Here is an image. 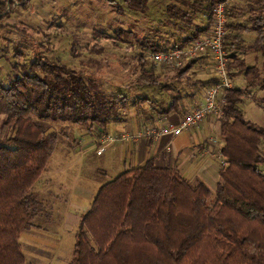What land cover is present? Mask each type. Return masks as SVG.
I'll use <instances>...</instances> for the list:
<instances>
[{"label":"trees","instance_id":"trees-1","mask_svg":"<svg viewBox=\"0 0 264 264\" xmlns=\"http://www.w3.org/2000/svg\"><path fill=\"white\" fill-rule=\"evenodd\" d=\"M121 1L131 11H146V0ZM221 1L188 4L192 12L204 10L207 24L181 41L170 44L143 37L138 43V77L133 85L173 92L147 55L183 48L207 33L211 9ZM29 3L0 1V22L16 7L26 10ZM189 14L179 18L190 22ZM226 14L231 33L224 50L233 60L229 76L233 79L243 72L247 87L254 86L258 80L255 68L245 70L235 54L244 50L239 33L233 35L242 25L231 24L235 13L229 7ZM257 18L251 24L259 23ZM254 27L258 37L247 50L264 56L261 28ZM114 34L118 48L126 33L119 29ZM196 61L173 70L177 82L188 80ZM241 97L240 90L225 96L219 127L223 162L219 161L214 195L199 181L181 178L168 167L156 168L149 158L100 186L89 210L80 217L68 264H264V129L244 118ZM152 99L119 91L107 94L95 80L56 60L32 61L27 71L7 84L0 80V115L4 116L3 128L9 131L0 138V264H25L20 235L40 228L38 220H49L46 203L33 193L58 143V134L49 131L47 124L67 122L89 130L94 126L106 129L121 121L119 113L129 108L141 111L143 104L161 114L177 110L181 95H173L166 106Z\"/></svg>","mask_w":264,"mask_h":264},{"label":"rangeland","instance_id":"rangeland-1","mask_svg":"<svg viewBox=\"0 0 264 264\" xmlns=\"http://www.w3.org/2000/svg\"><path fill=\"white\" fill-rule=\"evenodd\" d=\"M193 2L201 0H146V11L135 12L128 9L121 0H30L26 10L16 7V10L0 22V25L5 27L0 30V80L7 84L14 76H20L23 71H27L32 61L53 63L56 60L95 80L107 94L119 91L129 97L146 95L165 106L170 103L173 95L189 93V83L195 77L188 74L187 81L177 82L173 70L158 65V74H162L164 82L173 87V92L134 86L133 82L138 77V43L143 37H154L173 44L185 39L197 28L205 27L207 16L204 10L199 9L195 13L187 7ZM227 4L237 7L234 8L237 13L232 15L234 20L231 24L242 25V29L234 31L233 35L239 33L245 43L242 53L235 54L239 61H243L245 70L253 67L258 75L255 85L247 87L244 73L235 74L232 79L233 89L240 90L244 100V103L239 105L244 117L264 129V56L262 57L260 52L254 56L252 53L255 51L247 50L248 46L254 45V40L258 37L253 31V26L261 28L264 37V0H228ZM185 12L190 13V22L179 18ZM253 17H258L259 23L251 24ZM119 29L123 30L126 36L124 42L116 48L114 33ZM96 31L100 32L101 36L94 37L92 34ZM229 32L231 33V30L228 29V34ZM227 55L230 57L228 52ZM203 59L207 61L206 68L203 67V75L214 78L212 59L209 56ZM150 64L146 61V66ZM197 74L199 73H195L196 76ZM3 121L4 116L0 115V138L9 134L2 126ZM47 128L59 136L51 163L55 162L59 150L75 145L76 136H94L97 146L99 135L104 133L99 132L96 126L89 130L67 122L49 123ZM262 150L264 153V146ZM48 212L52 218H42L38 220L37 225L43 231L55 233L57 229L52 226L55 213L51 210ZM28 233L22 234L19 242L25 264H33V261L29 263L30 258L36 254L34 251H37L33 246L44 249L40 246L43 240L39 239V236L33 238ZM53 238H50V249H47L50 254L46 253L47 256L53 253L57 244L56 235ZM58 238L60 239V236ZM73 244L74 236L67 235L59 258L62 261L64 257V260L54 261V264H68L71 261Z\"/></svg>","mask_w":264,"mask_h":264},{"label":"crops","instance_id":"crops-1","mask_svg":"<svg viewBox=\"0 0 264 264\" xmlns=\"http://www.w3.org/2000/svg\"><path fill=\"white\" fill-rule=\"evenodd\" d=\"M230 5L229 9L237 13L234 9L237 7ZM230 21H233V17ZM236 52L240 54L237 50ZM257 53L259 52L252 55L256 56ZM261 56L263 57L262 54ZM206 57L198 58L188 73L193 74L195 78L189 83L190 92L181 95L177 110L161 114L148 104H143L141 111L129 108L121 113L119 123L110 124L106 129L97 127L98 131H103L104 134L133 135L150 125L156 127L176 125L190 109L204 101L206 90L215 80L213 76L207 78L203 75V67L207 63L203 58ZM156 70V74L162 77V74H158L159 70ZM195 73L199 74L196 76ZM157 105L162 106V103L159 102ZM219 127L220 121L207 118L191 131L178 136L168 135L159 140L140 138L136 141H118L107 146L100 156L95 154L97 139L94 136L91 138L89 134L87 136L82 134L75 137V145L71 148L59 150L55 162L51 163V158L56 153L55 148L44 172L34 185L33 193L46 203L47 210L55 213V221H51L53 229L57 231L53 233L38 228L39 230L28 233L33 238L39 236V239L43 240L40 246L44 247L42 249L33 246L37 251H34L36 254L30 258L29 263L33 261V264H54V261H60V252L66 236L70 234L75 236L80 217L89 210L100 186L128 169L143 165L149 158H153L156 168L168 167L181 178L197 180L214 195L220 171L217 154L222 147ZM213 137L218 139L215 145L209 141ZM51 218L52 216L49 219ZM55 235L57 244L53 253L47 256L51 245L50 238L54 239Z\"/></svg>","mask_w":264,"mask_h":264},{"label":"built area","instance_id":"built-area-1","mask_svg":"<svg viewBox=\"0 0 264 264\" xmlns=\"http://www.w3.org/2000/svg\"><path fill=\"white\" fill-rule=\"evenodd\" d=\"M228 0H223L211 9V24L205 35L191 41L183 48H168L164 51L149 53L147 60L153 64L160 65L168 70H175L183 67L189 61L209 56L215 69V82L206 90L204 101L190 109L176 125L166 124L160 127L146 126L133 135H113L101 133L95 154L100 156L103 150L116 142L136 141L140 138L159 140L164 136H178L189 132L207 118L220 121L223 117V106L225 96L232 92L233 84L229 76L228 66L231 58L224 50V43L228 35L226 6ZM211 144H217L216 137L209 139ZM220 162L223 158L217 154ZM264 172V170H263Z\"/></svg>","mask_w":264,"mask_h":264}]
</instances>
